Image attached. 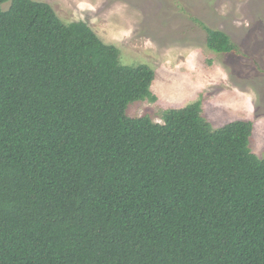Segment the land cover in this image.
Segmentation results:
<instances>
[{"label": "trees", "instance_id": "trees-1", "mask_svg": "<svg viewBox=\"0 0 264 264\" xmlns=\"http://www.w3.org/2000/svg\"><path fill=\"white\" fill-rule=\"evenodd\" d=\"M153 80L85 22L0 0V264H264L252 123L213 129L200 101L127 116Z\"/></svg>", "mask_w": 264, "mask_h": 264}, {"label": "rangeland", "instance_id": "rangeland-1", "mask_svg": "<svg viewBox=\"0 0 264 264\" xmlns=\"http://www.w3.org/2000/svg\"><path fill=\"white\" fill-rule=\"evenodd\" d=\"M34 1L49 4L65 24L85 22L119 50L121 65L153 70L156 100L128 104L127 116L161 123L163 111L200 101L213 129L250 121L248 148L264 158V0ZM204 26L226 33L236 49L209 50Z\"/></svg>", "mask_w": 264, "mask_h": 264}]
</instances>
